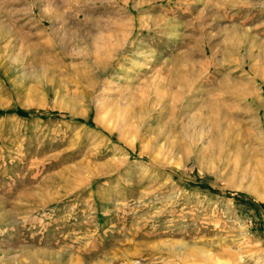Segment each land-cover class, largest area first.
<instances>
[{"label":"rangeland","instance_id":"1","mask_svg":"<svg viewBox=\"0 0 264 264\" xmlns=\"http://www.w3.org/2000/svg\"><path fill=\"white\" fill-rule=\"evenodd\" d=\"M0 264H264V0H0Z\"/></svg>","mask_w":264,"mask_h":264},{"label":"trees","instance_id":"2","mask_svg":"<svg viewBox=\"0 0 264 264\" xmlns=\"http://www.w3.org/2000/svg\"><path fill=\"white\" fill-rule=\"evenodd\" d=\"M22 112L21 111H19L17 114L19 115V114H21Z\"/></svg>","mask_w":264,"mask_h":264}]
</instances>
